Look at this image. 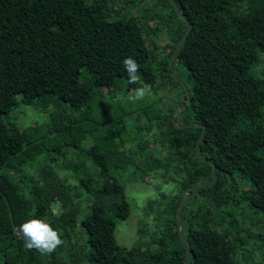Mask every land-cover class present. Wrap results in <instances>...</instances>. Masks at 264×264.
Instances as JSON below:
<instances>
[{"label":"trees","instance_id":"trees-1","mask_svg":"<svg viewBox=\"0 0 264 264\" xmlns=\"http://www.w3.org/2000/svg\"><path fill=\"white\" fill-rule=\"evenodd\" d=\"M136 1L124 3L130 8ZM168 1L183 24L164 67L155 70L138 20L108 0H0V264H142L137 247L115 239L117 221L130 216L122 175L137 181L160 172L166 179L169 171L161 168L169 157H156L155 167L146 169L151 160L141 150L149 144L129 142L127 124L147 109H133L127 95L144 85L155 91L177 84L175 63L191 83L180 106L188 120L168 121L158 136L185 165L175 172L185 175L188 198L201 202L203 214H193L195 221L180 237L179 197L170 223L171 238L180 243L142 259L264 264L254 258L264 257V246L244 252L254 227L264 225V0ZM127 57L139 65L137 84H129L123 70ZM45 96L82 111L83 119L66 127L77 136L75 143L80 134L95 139L87 151L92 168L77 186L38 160L39 125L24 128L8 120L19 105ZM53 125L52 116L50 134L63 130ZM128 143L134 146L124 149ZM83 196L89 210L80 221L82 235H75L76 200ZM238 213L240 219L252 217L251 223L241 228ZM30 219L50 224L64 244L47 256L26 249L17 229Z\"/></svg>","mask_w":264,"mask_h":264},{"label":"rangeland","instance_id":"rangeland-1","mask_svg":"<svg viewBox=\"0 0 264 264\" xmlns=\"http://www.w3.org/2000/svg\"><path fill=\"white\" fill-rule=\"evenodd\" d=\"M108 1L110 6L122 7L126 15L134 16L138 20L140 29L151 51L150 56L154 59V69L162 70L165 61L168 59V54L180 34L181 24H183V20L178 15L177 7L168 0H137L135 6L130 8L126 7L124 0ZM261 60L259 69L262 70L264 69V56ZM174 66L173 72L177 84H169L168 87L162 86L155 91L150 90V94L145 95L141 100L128 99L129 95H134V92L127 95L128 103L131 104L133 109H147L146 116L139 111V117L130 120L127 124L128 133H130V135H127L129 142L134 145L136 142L142 141L149 144L141 150L143 152L142 157L151 160L149 163L151 167L146 169L149 170L155 167L153 161L156 157L158 159L169 157L167 160L169 164L165 168H161L163 171H166L165 169L169 171L166 179L162 177L160 172H153L149 178L147 176L145 179L137 181H133L130 175H122L126 201L130 206V216L126 220L117 221L115 239L122 247L128 249L137 247L140 254L138 259L142 264H147L143 261V256L150 257L151 254L158 251H164L167 254L174 247L175 242L180 243L179 238H176V240L171 238L174 228L170 223V219H172L170 211L175 200L181 197L180 207L178 208L179 217L175 220L180 237L183 238L186 235L187 226L195 221L193 214H203L200 207L201 202L188 198L189 189L187 188L188 183L185 175H177L175 172L180 169L185 170V165L181 163L179 157L173 156L170 149L162 146L158 136V133L168 125V121L173 120V123L181 125L188 120L185 117L186 110L181 113L180 106H182L181 98H183L184 91L191 90V83L186 80L184 69L178 63H175ZM158 82H161V80L159 79ZM81 113L82 111L74 110L62 104L53 96H45L33 105H19L8 117L9 121L18 124L20 127L27 128L31 125H39L40 132L37 133L38 160H42V163L46 160V163L50 162V165L58 172H64L63 176L69 177V183L73 186H77L79 177L92 168V162L87 151L95 142L93 137L87 136L86 138L83 134H80L79 136L82 137L81 142L75 143L77 136L66 128L69 126L70 120L78 122L83 119ZM52 116L54 117L53 126L63 128L59 133H49L48 126ZM85 123H82V127ZM117 137L115 135V138ZM155 140L156 146L154 144ZM133 144H126L124 149L133 147ZM74 171H81L82 174L76 176L73 174ZM87 201L86 196L76 200L80 212L73 229L75 235L76 233L82 235L80 221L85 218L87 210H89ZM52 210L57 213L59 206L54 205ZM238 215L239 213L236 216L241 228L245 225V221L250 220L251 223L252 217L246 220L244 217L240 219ZM250 223L247 227L252 230L253 227ZM259 226L258 228L254 227L252 235L246 239L244 252L251 251L250 249L257 250L259 247L264 246V225L259 224ZM159 240L163 243L162 247L159 246ZM80 244H83V253L84 250L88 252L84 240H81ZM257 252L260 253L261 251ZM254 258L258 260L256 262L264 263L262 255H255ZM245 262L249 264L247 261Z\"/></svg>","mask_w":264,"mask_h":264},{"label":"clouds","instance_id":"clouds-1","mask_svg":"<svg viewBox=\"0 0 264 264\" xmlns=\"http://www.w3.org/2000/svg\"><path fill=\"white\" fill-rule=\"evenodd\" d=\"M123 70L127 74L129 84L139 83L138 63L132 58L127 57L122 61ZM134 95H129V100H141L145 95L150 94V86L133 89ZM19 236L24 240V247L28 250L35 249L41 255L52 254L56 249L64 244L61 234L50 224L42 219H30L21 224L17 229Z\"/></svg>","mask_w":264,"mask_h":264}]
</instances>
